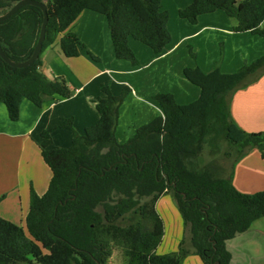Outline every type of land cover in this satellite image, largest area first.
Listing matches in <instances>:
<instances>
[{
  "label": "trees",
  "instance_id": "1",
  "mask_svg": "<svg viewBox=\"0 0 264 264\" xmlns=\"http://www.w3.org/2000/svg\"><path fill=\"white\" fill-rule=\"evenodd\" d=\"M18 1L0 0V15ZM43 3L48 20L38 59L14 68L0 57V105L11 121L18 120L24 99L42 107L71 97L63 79H49L39 68L55 35L83 11L105 17L115 58L133 66L137 60L130 39L156 55L171 41L169 15L159 0ZM219 10L233 22L234 32H250L264 40V0H191L178 15L195 24L199 16ZM42 19L38 7L24 6L0 22V45L9 59L22 62L31 56ZM81 48L75 35L60 41L65 57H77ZM87 54L95 59L88 50ZM189 54L195 57L191 49ZM182 74L199 88L198 99L179 105L171 94L154 95L162 115L137 128L125 143L117 141L115 129L128 87L115 96L100 86L104 96L94 101L98 122L82 135L75 134L68 148H49L50 130L41 132V157L51 179L44 194L30 191L24 227L0 217V264H108L115 248L125 264H182L189 255L201 264H230L226 242L264 217V191L242 193L231 178L221 176L214 161L200 166L196 158L204 147L215 149L223 140L230 149L228 158L234 152L237 161L257 149L264 159V132L242 130L230 112L232 94L264 75V54L234 73L221 72L216 62L209 73L195 66L184 68ZM72 123L63 119L57 128L73 130ZM164 195L176 204L189 248L183 237L176 252L158 255L164 224L156 204Z\"/></svg>",
  "mask_w": 264,
  "mask_h": 264
},
{
  "label": "crops",
  "instance_id": "2",
  "mask_svg": "<svg viewBox=\"0 0 264 264\" xmlns=\"http://www.w3.org/2000/svg\"><path fill=\"white\" fill-rule=\"evenodd\" d=\"M159 1L162 10L169 15L167 27L171 35L170 43L161 54L156 55L147 46L130 39L129 46L137 65L116 59L105 17L85 10L68 29L55 35L53 43L41 56L42 66L39 68L49 79H63L71 90V97L51 100L42 107L24 99L17 121H11L6 107L0 105V197L3 196L0 217L24 227L30 191L44 194L51 179V172L41 157V132L50 130L52 144L49 148H68L75 134L82 135L86 128L98 122L94 101L104 96L100 86H107L115 96L120 95L124 87L130 90L119 107L115 129L117 141L125 143L137 128L162 115L153 100L154 95L171 94L179 105L198 99L200 90L184 78V68L197 66L209 73L217 62L220 47L224 49L219 64L223 73H232L264 54L263 39L250 32H234L233 22L224 12L219 10L201 15L197 23L190 24L181 19L178 12L191 0ZM66 35H75L84 46L77 57L68 58L61 52L60 41ZM189 49L195 54L194 58ZM87 50L95 59L87 54ZM261 87L264 88V75L232 94L230 112L240 128L246 126V122L242 125L239 120L249 105L255 104L261 111L264 96L260 94ZM63 119H72L73 130L57 128ZM256 154L261 158L260 152L253 149L241 159L258 156ZM261 162L264 165V159ZM162 198L157 201L156 211L165 225L164 239L166 224L158 210ZM192 256H187L182 264Z\"/></svg>",
  "mask_w": 264,
  "mask_h": 264
},
{
  "label": "rangeland",
  "instance_id": "3",
  "mask_svg": "<svg viewBox=\"0 0 264 264\" xmlns=\"http://www.w3.org/2000/svg\"><path fill=\"white\" fill-rule=\"evenodd\" d=\"M223 50V47L218 49L219 55L216 61L219 64L223 58ZM261 56L259 55V57ZM238 69H235L232 73ZM260 90V94L264 95V88L262 89L261 87ZM262 99L263 103L260 105L261 111L258 107H255V104H251L240 115L241 119L239 123L244 125V122H246V126L241 125V128L248 133L264 132V96ZM248 122H250V125H248ZM253 130L255 132H252ZM218 143L219 146L217 144V148L215 149L204 147L196 158L197 163L203 166L210 161H214L222 170L223 175L221 176L231 178L235 188L242 193L252 194L264 191V165L261 162L260 156L258 154H256L258 156L252 155L246 160L240 158L242 160L240 164V159L235 161L234 156L236 154L234 152H231L233 156L230 158L226 157V153L230 150L226 142L221 140ZM158 210L164 219L167 231L163 242L157 248V254L164 255L172 251L176 252L178 243L183 237L185 239V246L189 248V234L183 228L180 214L170 195L163 196L160 199ZM226 249L232 257L230 264H264V217L253 222L245 233L237 234L233 239L227 241ZM108 264H125L124 257L119 249L115 248L112 251ZM185 264H201V261L197 257L192 256L188 258Z\"/></svg>",
  "mask_w": 264,
  "mask_h": 264
},
{
  "label": "water",
  "instance_id": "4",
  "mask_svg": "<svg viewBox=\"0 0 264 264\" xmlns=\"http://www.w3.org/2000/svg\"><path fill=\"white\" fill-rule=\"evenodd\" d=\"M24 6H34L38 7L43 14V19H42V24L39 32V37L37 40V43L34 47V50L31 54V56L22 62H15L9 59L3 52L1 45H0V57L1 59L7 63L9 66L14 67V68H25L29 65H31L35 60L38 59L41 51H42V43L45 39V30H46V24L48 20V15L46 11V6L43 2H38L35 0H20L17 3H15L6 13L0 15V22H3L10 18L12 15H14L20 8Z\"/></svg>",
  "mask_w": 264,
  "mask_h": 264
}]
</instances>
